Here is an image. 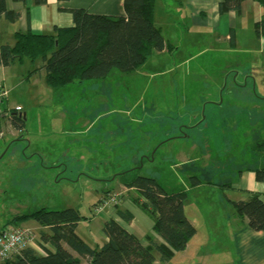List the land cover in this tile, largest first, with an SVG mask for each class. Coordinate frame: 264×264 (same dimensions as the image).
<instances>
[{"label": "rangeland", "instance_id": "obj_1", "mask_svg": "<svg viewBox=\"0 0 264 264\" xmlns=\"http://www.w3.org/2000/svg\"><path fill=\"white\" fill-rule=\"evenodd\" d=\"M257 6L247 3L238 16L235 47L225 17L219 29H203L200 45L182 34L173 58L155 54L133 73L115 69L105 79L56 91L45 73L26 72L23 84L9 95L14 109L21 104L27 112L26 131L11 135L6 121L1 127L0 228L14 216L42 208H74L86 218L78 234L96 247L105 212L97 213L95 206L107 192L130 197L125 208L141 219L142 210L132 200L137 195L115 178L140 167L127 178L154 177L169 194L194 189L187 209L196 204L198 235L165 264H238L233 207L222 201L218 188L198 190L195 183L207 176L228 184L241 171L262 165L254 149L264 140V38L254 28L264 7ZM27 63L18 66L19 73L32 70ZM207 210L220 216L219 226L205 222ZM21 227L34 235L30 247L46 254L36 222Z\"/></svg>", "mask_w": 264, "mask_h": 264}, {"label": "trees", "instance_id": "obj_2", "mask_svg": "<svg viewBox=\"0 0 264 264\" xmlns=\"http://www.w3.org/2000/svg\"><path fill=\"white\" fill-rule=\"evenodd\" d=\"M247 1L251 0H223L218 6L219 14L234 12L240 16L243 13V4ZM252 1L264 7V0ZM156 2L157 0H124L125 17L97 15L86 9H72V28H56L53 35L31 31L17 32L13 45H0V63L9 67L29 60L37 64L30 69L29 74L44 72L47 85L56 91L75 82L105 79L115 69L125 74L133 73L145 66L155 54L163 51L173 54L178 49L165 36L164 27L155 24ZM34 3L44 5L47 0H34ZM19 18L18 12L8 10L6 0H0V22L6 19L15 23ZM254 25L257 35L264 38V18L256 20ZM232 34L231 43L235 47L234 31ZM12 119L14 126L20 127L25 123L24 117L13 116ZM1 127L0 118V129ZM254 149L262 160V165L254 171L257 181L264 184V140L257 142ZM139 169L140 167H135L124 170L125 173L116 176L120 178L125 190L127 189L126 192L134 191L137 196L132 197L133 203L154 223L152 233L146 237V246L125 227V224H130L134 219L133 213L120 205L127 196L109 191L101 203L113 195L117 196V200L107 207L116 209V217L105 221L103 225L102 231L108 238L106 242L92 247L78 234L79 224L86 220L79 210L42 208L14 216L0 231L8 226L21 227L22 223L33 220L41 229L44 244L40 245L46 254L41 255L33 247H27L12 259L0 264L171 262L175 254L185 251L191 239L197 235V227L184 210L190 191L169 194L154 177L127 178L129 173ZM195 184L232 187L231 183H205L198 177ZM127 199L131 200L130 197ZM231 206L240 222L256 232L264 233V201L259 194H253L246 201L231 202ZM46 244L53 246L54 251L49 250Z\"/></svg>", "mask_w": 264, "mask_h": 264}, {"label": "crops", "instance_id": "obj_3", "mask_svg": "<svg viewBox=\"0 0 264 264\" xmlns=\"http://www.w3.org/2000/svg\"><path fill=\"white\" fill-rule=\"evenodd\" d=\"M6 1L8 10L18 12L20 14V18L15 23H11L6 19L1 20L0 45H13L15 43V36L17 32L31 31L39 34L53 35L56 33V28H72L74 26V18L71 12L72 9H86L91 13L97 15H113L119 17L126 16L124 0H47V3L44 5H35L34 0H26L25 2H18L15 0ZM222 1L223 0H157L154 16L155 24L157 26H163L165 36L168 38V40H170L171 43H175L178 46V49L173 54H168L166 51H163L157 53V56L173 58L175 54L179 52L182 34L183 36L185 35L184 39L187 42L200 45L206 38V33L203 31V29L206 26L208 28L219 29V21L221 22L225 17L228 18V24H230L231 28L230 30L234 31L235 35L238 15H236L234 12L220 15L218 6ZM159 2L161 5V12L157 11V5ZM249 2H251L252 6H254L256 10L258 9L257 3L251 0L243 4V11L247 3ZM227 37H229V40H231L230 36L227 35ZM27 61L29 60H26L23 63L17 62L9 67H4L0 63V83L9 90V95L13 94L12 92L17 90L20 85L23 84L26 77V72L28 74V71H30V69L27 67V69L29 70H24V74L19 73V68L21 67L18 66H27ZM29 62L31 66H35L34 63H32L31 61ZM148 62H150V60ZM157 64L160 63H153L150 65V67L155 68V65ZM41 73L44 72H40V74ZM8 97L6 101H4L3 104L0 105V118L2 120V123L6 121V127L11 135L13 133L16 136H22L26 131L27 112H25V108L21 104H18V108L21 107L22 111L17 113V108L14 109V107L16 106V102L11 103L10 97ZM13 116L24 117V125L20 124V127L14 126L12 119ZM206 120L207 119H205V121ZM2 131L3 130L0 129V132ZM207 154L208 153H206V155ZM201 180L205 183L215 181L213 178L207 176H205V179L201 178ZM228 183H231L232 187H229V185L220 187L217 185L209 184H201L195 187L198 188V190L199 188H218L220 194H222V196L224 197L222 201L228 202L230 206L231 202L249 200L253 194H259L261 199L264 201V184L257 181L254 170L248 169L241 171L235 182L232 181ZM193 190L194 189L190 191V195ZM125 191H127V189ZM105 196L106 195H104V197ZM196 196L202 197L201 194H198ZM102 199L99 201V203H101ZM190 201L193 202L189 198L184 207V210L188 218L196 226L197 223L195 222V219H197L198 216H195L198 214V209L196 207V204L194 206V203L192 204L193 209H187L188 204H191ZM129 202H131L129 199L124 198L121 201L120 205L121 207H124V209H127L133 213L131 209L125 208L128 207L127 203ZM115 211L116 209L113 208H106L105 210H103L102 212H105V221L111 218H115ZM206 212L208 215H205L204 217L205 222L209 223L210 221H213L216 222L217 226H219V222L221 220L220 216L212 214L211 211L208 210ZM140 214L141 219H139L133 213V221L130 224H125V227L130 232H132L143 245L146 246L148 244V242L146 241V237L148 234L152 233L154 223L153 221H149L146 218V215H144L145 213H143V211ZM189 214L191 216H189ZM230 221L233 232L232 237L234 238L233 244H235L238 264H264V233L256 232L250 229L245 223L240 222L236 216H232ZM82 222L79 224V226L82 224ZM107 240L108 238L102 231V236L98 242L99 245L103 244ZM51 248L52 249H48L54 251L53 246Z\"/></svg>", "mask_w": 264, "mask_h": 264}, {"label": "built area", "instance_id": "obj_4", "mask_svg": "<svg viewBox=\"0 0 264 264\" xmlns=\"http://www.w3.org/2000/svg\"><path fill=\"white\" fill-rule=\"evenodd\" d=\"M9 95V90L0 83V105L6 101ZM17 113L22 111L19 107L16 109ZM4 133L0 132V137H3ZM117 196L113 195L108 199H105L97 206V212L101 213L112 203H115ZM31 230L23 227L8 226L0 231V263L12 259L17 254L27 247H30L34 241ZM31 242V243H30ZM45 255V253H43Z\"/></svg>", "mask_w": 264, "mask_h": 264}, {"label": "flooded vegetation", "instance_id": "obj_5", "mask_svg": "<svg viewBox=\"0 0 264 264\" xmlns=\"http://www.w3.org/2000/svg\"><path fill=\"white\" fill-rule=\"evenodd\" d=\"M122 173H125L124 171ZM117 175V174H116ZM115 175V178H117L118 176Z\"/></svg>", "mask_w": 264, "mask_h": 264}]
</instances>
